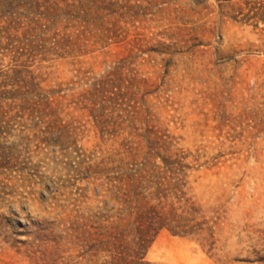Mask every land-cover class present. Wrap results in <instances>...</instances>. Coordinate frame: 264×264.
Segmentation results:
<instances>
[{"label":"rangeland","instance_id":"obj_1","mask_svg":"<svg viewBox=\"0 0 264 264\" xmlns=\"http://www.w3.org/2000/svg\"><path fill=\"white\" fill-rule=\"evenodd\" d=\"M140 234L264 264V0H0V264Z\"/></svg>","mask_w":264,"mask_h":264},{"label":"trees","instance_id":"obj_2","mask_svg":"<svg viewBox=\"0 0 264 264\" xmlns=\"http://www.w3.org/2000/svg\"><path fill=\"white\" fill-rule=\"evenodd\" d=\"M136 195V193H135ZM136 197V196H135ZM135 207L137 208V214L136 219L137 220H143L146 219L144 217L145 210L141 209L140 211V204H136ZM139 208V209H138ZM119 233V230H118ZM117 234H115L116 236ZM145 234H140V238L138 241H136L135 246L132 247V250H128L125 248L124 243H122V238H116L114 240H111L109 242H103L105 244H109L112 246H116L115 249L117 252H113L110 254L111 258L108 260H103V264H155L150 262L149 260L145 259V253L142 250L143 247H145ZM119 239V240H117ZM111 246V247H112ZM112 249V248H111ZM114 250V249H113Z\"/></svg>","mask_w":264,"mask_h":264}]
</instances>
